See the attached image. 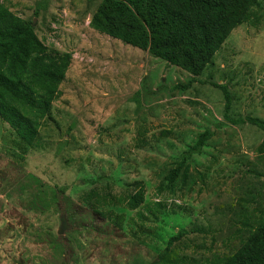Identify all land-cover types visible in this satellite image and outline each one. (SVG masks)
<instances>
[{
  "label": "rangeland",
  "instance_id": "1",
  "mask_svg": "<svg viewBox=\"0 0 264 264\" xmlns=\"http://www.w3.org/2000/svg\"><path fill=\"white\" fill-rule=\"evenodd\" d=\"M3 1L72 62L34 145L0 118V264H148L183 228L174 251L184 264L232 254L264 216V128L227 122L211 83L228 87L232 118L264 120V0L186 90L175 86L187 71L90 27L101 0ZM207 129L214 135L189 160L187 183L159 192ZM135 180L145 184V220L111 207L125 215L114 227L80 199ZM157 199L165 207L149 212ZM63 215L70 227L59 234Z\"/></svg>",
  "mask_w": 264,
  "mask_h": 264
},
{
  "label": "trees",
  "instance_id": "2",
  "mask_svg": "<svg viewBox=\"0 0 264 264\" xmlns=\"http://www.w3.org/2000/svg\"><path fill=\"white\" fill-rule=\"evenodd\" d=\"M257 3L258 0H101L89 24L102 34L187 71L192 78L175 86L186 90L212 63L232 31L248 21ZM71 62L70 52L49 48L36 33L33 21L19 16L0 0V118L23 144L32 146L37 140L45 120L51 116L53 103L62 94L60 86ZM211 84L224 94L223 117L227 122L264 128V120L257 117L232 118L233 99L228 87ZM213 135L211 129L199 135L168 171L159 192L165 182L167 186L178 179L187 183L189 160L201 152ZM258 152L264 154V139ZM131 187L121 193L93 187L80 199L89 205L93 215L110 220L114 227L122 225L125 215L111 207L136 210V215L145 220L146 214L139 210L146 201L145 184L135 180ZM153 204L147 207L149 212H154L153 207H165L160 199ZM189 232L183 228L171 236L166 247L148 264H184L176 257L174 245ZM203 264H264V216L232 254L214 257Z\"/></svg>",
  "mask_w": 264,
  "mask_h": 264
},
{
  "label": "water",
  "instance_id": "3",
  "mask_svg": "<svg viewBox=\"0 0 264 264\" xmlns=\"http://www.w3.org/2000/svg\"><path fill=\"white\" fill-rule=\"evenodd\" d=\"M69 224H68V220H67V218L63 215V216H61V225H60V227H59V229H58V233L59 234H62V233H64V231H66L67 229H69Z\"/></svg>",
  "mask_w": 264,
  "mask_h": 264
}]
</instances>
